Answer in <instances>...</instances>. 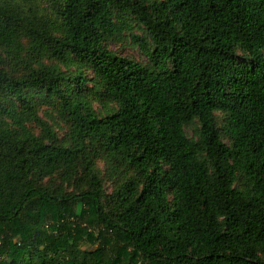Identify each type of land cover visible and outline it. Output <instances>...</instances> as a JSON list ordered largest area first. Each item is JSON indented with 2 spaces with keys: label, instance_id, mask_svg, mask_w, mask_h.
I'll use <instances>...</instances> for the list:
<instances>
[{
  "label": "trees",
  "instance_id": "trees-1",
  "mask_svg": "<svg viewBox=\"0 0 264 264\" xmlns=\"http://www.w3.org/2000/svg\"><path fill=\"white\" fill-rule=\"evenodd\" d=\"M0 264H264V0H0Z\"/></svg>",
  "mask_w": 264,
  "mask_h": 264
},
{
  "label": "rangeland",
  "instance_id": "rangeland-1",
  "mask_svg": "<svg viewBox=\"0 0 264 264\" xmlns=\"http://www.w3.org/2000/svg\"><path fill=\"white\" fill-rule=\"evenodd\" d=\"M129 21L131 22L132 26H133V33L135 34H139L141 35L143 32L141 31L140 27L138 26V24L133 20L132 17H129ZM130 31L126 30L124 31L120 37L115 38L114 40H112L109 44V46L111 47V49L118 53V54H122L124 56H129V57H133L135 59L138 60H145V56L140 52V50L133 44L131 38H130ZM97 110L100 112H103L102 107L99 104H95ZM41 115L42 117L48 121L51 126L55 129V131L58 133V136L60 138H64L66 136L67 133V128L65 123L61 120V118L59 117V115L50 107L48 106H43L42 110H41ZM218 115V119H219V125L220 127H222V114L221 113H217ZM34 125V124H33ZM33 125H30L31 127ZM35 130L37 132H40V128L34 126ZM188 135L190 137H193L194 135V129L193 127H188ZM101 167H102V171L105 172V166L104 163L101 162L100 163ZM106 186H107V192L110 193L113 189V185L109 182H106ZM84 247H88L87 245H84Z\"/></svg>",
  "mask_w": 264,
  "mask_h": 264
}]
</instances>
